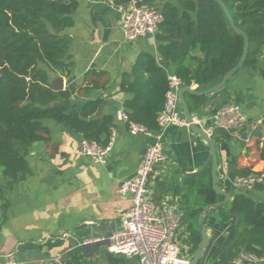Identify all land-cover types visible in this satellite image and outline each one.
Wrapping results in <instances>:
<instances>
[{
    "label": "crops",
    "instance_id": "obj_1",
    "mask_svg": "<svg viewBox=\"0 0 264 264\" xmlns=\"http://www.w3.org/2000/svg\"><path fill=\"white\" fill-rule=\"evenodd\" d=\"M77 1L75 24L66 30L73 38V73L68 78L51 73V86L54 80L63 78L62 91L76 89L89 70L108 72L110 80L104 91L87 96L75 94L69 99L59 98L56 103L68 111L81 112L86 102L103 97V116L114 118L115 145L107 163L97 164L84 154L80 135L47 121L50 141L33 144L26 158L30 173L10 196L7 221L0 230V259L14 255L19 263L53 264L60 260L69 264L72 258L83 256L84 264H136L135 259L110 253L96 240L110 238L122 229L132 202L131 196L119 194V186L135 176L147 146L153 142L128 132L122 115L127 113L125 102L132 95L120 91L122 76L131 74L143 52L161 60L160 42L156 37L126 41L121 30L125 11L121 0ZM181 1L164 0L163 5L170 2L180 9ZM263 69L258 64L255 69L243 70L225 89L204 96L205 105L192 114L203 129H210L223 104L233 99L242 107L248 119L244 133L247 141L231 138L217 146L218 175L220 184L232 194H245L259 203H264V189L236 190L234 180L237 163L251 167L255 173L264 171V161L259 160L264 145V80L259 75ZM209 87L191 88L202 91ZM162 145L165 160L157 166L150 183L158 205L167 200L179 205L180 241L185 247L188 227L199 223V217L191 214L195 209L193 176L209 166L210 150L207 142L189 128H170ZM225 215L208 214L204 221L209 245L200 264H218L237 236V214L230 213L223 221L221 216Z\"/></svg>",
    "mask_w": 264,
    "mask_h": 264
},
{
    "label": "trees",
    "instance_id": "obj_2",
    "mask_svg": "<svg viewBox=\"0 0 264 264\" xmlns=\"http://www.w3.org/2000/svg\"><path fill=\"white\" fill-rule=\"evenodd\" d=\"M223 2L250 40L243 70L255 69L264 49V0ZM179 5L181 10L170 2L162 8L163 22L156 36L161 60L143 52L131 74L122 76L120 91L132 95L125 102L126 115L150 131L159 129L158 115L165 108L172 76L184 87L213 86L238 64L243 54V37L234 32L217 1L182 0ZM77 8V0H0V230L7 221L11 194L30 173L26 158L33 144L50 141L47 121L101 146L110 139L114 118L95 117L103 107V97L86 102L81 112L50 107L59 98L87 96L104 91L109 84L108 72L91 69L76 89H52L51 73L66 78L73 73V38L66 30L74 26ZM259 75L264 80V69ZM187 96L191 114L206 103V97ZM212 139L219 146L231 137L215 129ZM259 160L264 161V145ZM252 174L255 172L251 167L243 168L237 163V176ZM193 182L196 190L192 216L200 217L206 207L224 200L212 188L210 165L194 175ZM231 195L227 205L209 212L226 214L221 216L223 221L229 219L230 213L239 218L237 236L218 264L231 263L242 249L264 257V203L245 194ZM188 231L185 243L194 254L201 241L200 230L190 225ZM83 258L76 256L69 264H84Z\"/></svg>",
    "mask_w": 264,
    "mask_h": 264
},
{
    "label": "built area",
    "instance_id": "obj_3",
    "mask_svg": "<svg viewBox=\"0 0 264 264\" xmlns=\"http://www.w3.org/2000/svg\"><path fill=\"white\" fill-rule=\"evenodd\" d=\"M164 0H124L125 11L122 22V33L129 43L143 38L156 37L159 26L163 22ZM183 87L174 76L170 78V89L166 96L165 108L158 115L157 131H150L140 124L131 122L126 114L122 119L128 125V132L143 135L153 142L147 146L133 178L123 181L118 189L122 196H131V208L127 212L122 229L110 238L97 239V243L106 245L110 253L135 259L136 264H192L193 254L190 247L182 246L180 232L182 214L177 203L164 201L158 205L150 180L157 166L165 160L163 138L172 127L189 128L179 103V91ZM199 124L198 121H196ZM248 119L241 106L233 99L223 104L217 111L213 126L205 129L212 136L215 129L225 131L235 141H247L244 133ZM200 125V124H199ZM116 141L112 130L110 139L105 146L83 140L84 154L95 163L105 165ZM257 186H264V171L237 176L234 188L241 191H252ZM189 238V233L185 236ZM53 264H62L54 260ZM0 264L19 263L14 255L0 259ZM228 264H264V257H258L242 249L238 256Z\"/></svg>",
    "mask_w": 264,
    "mask_h": 264
},
{
    "label": "water",
    "instance_id": "obj_4",
    "mask_svg": "<svg viewBox=\"0 0 264 264\" xmlns=\"http://www.w3.org/2000/svg\"><path fill=\"white\" fill-rule=\"evenodd\" d=\"M215 1H217L222 7L228 20L230 21V24L234 32L243 37L244 49H243L242 57L240 61L238 62V64L234 68H232L217 84L205 90H202V91L193 90L191 87L183 86L180 89L179 95H178L179 103L182 107L184 118L186 119L189 125V129L193 131L196 135H199L200 137H202L209 146V150H210L209 165H210L211 177H212V188L217 195L224 197V200L221 203L206 207L199 217L198 227H199L200 234H201V241L198 245L196 252L193 255L192 264H200L201 260L205 256L206 248L209 245V238L207 236L205 226H204V221L207 219L209 212L211 210H215L224 205H227L230 202L232 195L230 192L225 190V188L220 185V179L218 175L219 160H218L217 146L215 142L213 141L212 137L209 136L208 133L201 126H199L196 120L193 118L189 105L186 101L185 95L192 94L198 97H204V96H209V95L218 93L222 91L223 89H225L229 85V83L236 77L237 73H239L240 71H243L245 67V62L248 56L249 46H250V40H249L248 35L237 26L235 20L233 19L228 7L223 2V0H215ZM52 86H53L54 91L61 92L63 90V78H57L56 80H54ZM57 106H58L57 103H53L51 104L50 107L53 108ZM95 117L96 118L103 117L102 108L98 111Z\"/></svg>",
    "mask_w": 264,
    "mask_h": 264
},
{
    "label": "rangeland",
    "instance_id": "obj_5",
    "mask_svg": "<svg viewBox=\"0 0 264 264\" xmlns=\"http://www.w3.org/2000/svg\"><path fill=\"white\" fill-rule=\"evenodd\" d=\"M259 67H261V68L264 67V49H263V52H262V55H261V58H260V61H259ZM198 225H199V223H198ZM196 226H197V224H196Z\"/></svg>",
    "mask_w": 264,
    "mask_h": 264
},
{
    "label": "bare ground",
    "instance_id": "obj_6",
    "mask_svg": "<svg viewBox=\"0 0 264 264\" xmlns=\"http://www.w3.org/2000/svg\"><path fill=\"white\" fill-rule=\"evenodd\" d=\"M199 125V124H198ZM200 126V125H199ZM205 130V129H204ZM206 131V130H205ZM212 137V136H211Z\"/></svg>",
    "mask_w": 264,
    "mask_h": 264
}]
</instances>
